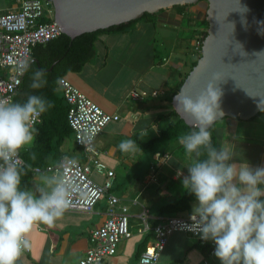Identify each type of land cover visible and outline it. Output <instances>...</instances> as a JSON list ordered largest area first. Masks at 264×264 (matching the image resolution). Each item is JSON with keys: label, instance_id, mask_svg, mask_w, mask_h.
Masks as SVG:
<instances>
[{"label": "clouds", "instance_id": "1", "mask_svg": "<svg viewBox=\"0 0 264 264\" xmlns=\"http://www.w3.org/2000/svg\"><path fill=\"white\" fill-rule=\"evenodd\" d=\"M34 63L23 60L17 69L21 75L31 70L33 94L22 102L0 97V264H17L31 248L28 237L33 228L55 226L79 190L75 178L68 175L79 161L68 156L54 171L40 173L34 187L22 186L30 165L21 159V152L34 144L36 122L54 107L45 96L35 94L48 85V72L32 69ZM221 80L214 74L194 98L183 89L174 97L177 113L196 122L190 132L178 137L190 160L182 185L197 201L189 229L203 241L214 242V255L221 264H264V166L232 162L235 153L230 148L214 145L210 129L223 116V92L217 87ZM56 83H61L59 78ZM147 134L141 129L138 136L143 139ZM86 138L90 141L91 133ZM117 147L124 154L141 151L134 139L122 140Z\"/></svg>", "mask_w": 264, "mask_h": 264}, {"label": "crops", "instance_id": "2", "mask_svg": "<svg viewBox=\"0 0 264 264\" xmlns=\"http://www.w3.org/2000/svg\"><path fill=\"white\" fill-rule=\"evenodd\" d=\"M6 1L7 0H0V14L16 7L14 0H8L11 2L10 5L7 4ZM172 10L173 9L158 12L157 15H155L154 21L140 24L135 30H143L144 35L149 34L151 36L152 33L151 31L148 32V29L151 30L149 25L152 24L151 26L153 27L154 23L161 24L164 28H169L170 30H179L182 25V15L179 10ZM192 14L193 18H198L201 13L200 10L197 9V11H193ZM113 35L114 34L101 35L97 38L96 46H98L99 53L103 58H92L87 65L82 68L81 73H68L65 76L77 90L97 104L103 111L108 114L119 116L116 122H112V124L114 123L112 127L106 129L109 123L95 139V149L92 151L95 155L89 152V155H91L90 158L96 159L103 164H105L104 162H107V160L111 161L109 164L114 163L115 160H117V162L127 160L125 159V154L121 153L117 147V135L122 130H126L134 135L140 132L141 129H148V125H152L153 118L156 114L152 109L153 105H149L146 99H160L157 108L160 109L162 105L165 107L166 103L163 100L170 92L175 82V80H173V82L167 86V91L163 88L166 76L159 74L155 75L157 76V82H159L157 83L158 85H154L155 87L153 84L149 86L145 84V74L142 79H139L138 74L133 75V84L132 82L125 83L124 79H118L119 71L123 72L127 70L125 68L126 66L122 63L123 60H118L114 63L116 66H119L118 72L113 70V72H110L111 75L109 77L99 80L100 76H106L108 74L106 65H108L109 48L103 43L105 41L115 40V37H113L114 39L111 37ZM120 35L126 38L127 33H122ZM152 39L155 41L154 38ZM128 47H130V45L127 46V49ZM131 51L133 50L131 49ZM181 54L184 53L181 52ZM149 56H151V54H149ZM163 60L164 58H162V61ZM182 61V58L175 57L174 62L171 64L178 73L179 70L182 69ZM114 77H116L117 80ZM126 80L127 78L125 81ZM117 81L118 85H116ZM136 88L138 90L142 89L143 91L137 92ZM132 92L137 93L138 98L136 100L131 97ZM153 92L157 93L156 96H152ZM106 96L107 98H105ZM129 102H139L140 104L135 107ZM148 109L152 111L150 112ZM120 113H123V115L121 116ZM262 114H264V111L260 115L247 121L226 118L216 123L214 131L216 139L215 145L217 147L224 146L230 148L235 153L232 162H247L252 167L264 166V115L262 116ZM167 119L169 121V118ZM258 131H260V133L255 134ZM106 135L112 137V144L108 143L110 138H106ZM102 141H104V143H102ZM180 151H184L183 147L180 148ZM81 153L78 154L77 159H83V153ZM67 155L72 157L69 154ZM153 156L154 159L158 161L157 166L159 168L158 170L155 168V172L159 177L156 175V179L154 175L149 174L146 176V181L150 182V180H157V195L155 196L152 193L151 196L146 198L147 202L145 203H147V207L143 204H139L137 201L134 204L133 201L135 199H133L132 203L135 205V209L133 211L128 210V224L131 237L119 243L116 254L107 259L108 264H135V254L138 245L146 239L145 246L147 247L153 240L151 227L154 221L160 217L158 215L159 208L170 200L178 198L184 191L182 180L184 176L188 175L186 166L173 163V157L168 154L160 155L157 153ZM107 170L112 171L111 168ZM38 176L39 175H31V188L38 183ZM114 176L115 174L113 172V177ZM92 178L97 182L103 181V177L96 173L92 174ZM110 194L116 196L111 191ZM117 198L119 204L125 206L122 202L127 200H123V198L120 199L119 197ZM196 203L197 201L192 202L189 210L181 213L179 216L186 217L192 214L193 206ZM96 206L90 213L66 211L64 216L51 228L42 224L35 226L28 237L31 243L30 251L26 255H21V263L77 264L84 256L85 251L90 247L88 240L90 231L99 227L106 218V201L104 204L97 203ZM142 207L148 211V229H144L139 222L138 215ZM130 220L133 222L131 226ZM134 227H138L139 231H132ZM206 252L205 249L198 246L197 241L193 237L175 233L169 237L157 264H172L175 261H177L176 264H203L204 261H207V264H221L219 259L216 257H208Z\"/></svg>", "mask_w": 264, "mask_h": 264}, {"label": "built area", "instance_id": "3", "mask_svg": "<svg viewBox=\"0 0 264 264\" xmlns=\"http://www.w3.org/2000/svg\"><path fill=\"white\" fill-rule=\"evenodd\" d=\"M14 1L15 8L0 14V97L11 98L21 85L25 74L21 75L17 71L19 63L23 60H30L32 50L36 45L45 44L61 34L53 17L49 21H45V16H51L53 13V7L48 0ZM202 42L194 41L192 52L195 55H201ZM59 79L61 83L58 84V87L68 107L67 122L73 133L76 148L83 153V159H78V168L68 173L70 178H75L79 190L73 194L71 206L67 211L90 213L102 196L106 197V218L99 227L90 231L88 239L90 247L77 264H107V259L116 254L120 241L131 237L128 209L119 204L116 196L110 194L113 172L107 170L102 162L90 158L89 152L94 150L95 139L104 128L109 123L116 122L119 116L106 113L67 79ZM156 94L153 92L152 96H156ZM131 97L136 100L138 95L132 92ZM40 122L41 117L35 126ZM86 133H91L90 141L86 138ZM85 145H87V150ZM61 159L55 164H48L42 168L35 167L32 170V175H39L49 170L54 171ZM93 173L102 176L103 181L97 182L93 179ZM133 203L135 204L136 201ZM191 215L158 219L157 223L151 227L152 242L140 254L135 264H157L168 238L174 233H183L193 237L200 247L206 249L208 257H214L216 247L214 242L203 241L199 235L189 229L193 223ZM138 218L140 225L144 229H148L147 209L142 207ZM28 252L29 250L23 253ZM207 263V261L203 262V264Z\"/></svg>", "mask_w": 264, "mask_h": 264}, {"label": "water", "instance_id": "4", "mask_svg": "<svg viewBox=\"0 0 264 264\" xmlns=\"http://www.w3.org/2000/svg\"><path fill=\"white\" fill-rule=\"evenodd\" d=\"M48 1L61 34L75 39L128 24L144 14L196 5L200 0ZM206 3L207 35L201 55L180 89L194 98L214 74H219L222 80L217 87L223 92L220 101L223 116L214 124L224 118L250 120L264 110V0H206ZM178 92L171 99V107L180 120L193 127L194 120L176 111L174 97Z\"/></svg>", "mask_w": 264, "mask_h": 264}, {"label": "trees", "instance_id": "5", "mask_svg": "<svg viewBox=\"0 0 264 264\" xmlns=\"http://www.w3.org/2000/svg\"><path fill=\"white\" fill-rule=\"evenodd\" d=\"M173 8H177L179 10L180 14L182 15V20L185 17L184 15L188 16V13H186V11L184 10L185 6H176ZM155 15H157V13L153 15L144 14L140 19L129 22L128 24H121L119 26L110 27L105 30H98L92 33L82 34L75 39H70L63 34H60L56 39L51 40L45 44L36 45L33 48L30 60L35 61V63L31 65V68H46L48 72V85L45 88L40 89L35 94L45 96L47 99L52 101L54 107L50 108L46 113L42 114L41 122L35 126L38 130V135L35 138L34 144L30 149H26L21 152V159L24 161V163L30 165V170L28 171L27 175L22 177V186H28L29 188H31L30 177L32 175V170L35 167L42 168L48 164H55L61 158L68 156L67 153L61 151V146L63 142L71 136L72 131L67 122L68 107L64 101L62 92L58 87V84L56 83L57 78L66 79L65 76L68 73L80 72L82 68L97 55L96 41L99 36L128 33L135 30L140 24L154 21ZM193 20L195 22L199 21L206 27H197V25L195 24V26H193V28L191 29L190 39L192 41L197 40L202 42L207 35V22L205 21V16L203 19L188 17V26ZM136 25L137 27L133 28ZM195 57L196 58L189 62L188 70L182 73H180L179 71L178 76L174 82V86L171 88L170 92L163 100L166 103V106L164 107L165 112L162 114H156L153 118L152 125H148V129L156 125L159 120L164 118L171 119L172 117H176V120H169L163 128H158V131L155 133V135L147 140H141L138 136L139 132L130 136V139H134L142 151H148L152 154L163 153L164 155L165 153L163 151L167 148L168 145L175 142L178 143L179 136L187 134L192 130V127L187 126L182 120L178 118V116L172 109L170 102L172 97L179 91L189 71L196 65V62L200 56L196 54ZM30 75L31 70L24 74L21 85L18 87L15 95L12 98L13 101L22 102L26 99L28 94H33V90L29 88ZM57 88H59L60 93L56 91ZM263 111L258 113L256 116L260 115ZM215 128L216 123L211 126L210 129L212 132L214 145L216 143L214 134ZM177 146L179 148H182L179 143L177 144ZM32 154H34V158ZM151 171L153 172V167H151ZM195 201V196L184 189L183 193L178 198L170 200L164 206L159 208L158 215L160 217L158 219L173 216L179 217L181 213L188 211L190 208V204ZM157 220L154 221L153 225L157 223ZM151 235L153 236L152 231ZM146 241L147 240L145 239L138 245V249L135 254L136 261L138 260L140 254L145 250ZM28 253H23L22 255H26ZM176 263L177 261L173 262L172 264ZM17 264H22L20 259Z\"/></svg>", "mask_w": 264, "mask_h": 264}, {"label": "rangeland", "instance_id": "6", "mask_svg": "<svg viewBox=\"0 0 264 264\" xmlns=\"http://www.w3.org/2000/svg\"><path fill=\"white\" fill-rule=\"evenodd\" d=\"M43 1V0H42ZM7 4H11L8 0L6 1ZM207 3L206 2H200L196 5L192 6H185L184 10L188 13V16L184 15L183 20L181 21L182 25L181 28L178 30H170L169 28H164L161 24L154 23V29L151 25V30L148 29V32L151 31V36L149 34H143V30H133L127 33L126 38L121 37L120 34H114L111 36L112 38L115 37V40L105 41L103 44L106 45L109 48V54H108V65H106L107 68V75L106 76H100L99 80L105 79V77H109L111 75L110 72H113V70H116L118 72L119 66L114 64L118 60H123V64L126 66L125 68L127 70L121 72L119 71L118 79H124V82L133 84L134 77L133 75L138 74L139 79H142L144 77L145 84L147 86L153 84L158 85L157 83V76L164 75L166 76L165 82L163 83V88L165 91H167V86L173 82V80H176L178 76V71L174 69L171 64L174 62L175 57L182 58V69H180V73L188 70L189 62H191L195 57V54L191 53V48L193 46L194 41L190 39L191 35V29L195 24L200 26L201 28L206 27L204 24H201L199 21H192L191 24L188 26L187 18L191 17L193 18V11L200 10V15L198 16L199 19H203L205 16V12L207 9ZM172 11H177V8H171ZM169 10V9H167ZM53 17V13L51 16L46 15L45 21L50 20ZM188 26V27H187ZM137 27L134 26L133 28ZM147 27V26H146ZM150 36V37H148ZM151 38V39H150ZM154 38L155 41L152 39ZM114 39V38H113ZM150 39V40H149ZM153 40V41H152ZM127 49V46H129ZM149 44V45H148ZM133 51H131V49ZM97 55L94 57V59L97 58H103V56L100 55L98 46H96ZM102 50V49H101ZM183 52L184 54H181ZM151 54V56H149ZM180 56V57H179ZM162 58L164 60L162 61ZM87 65V64H86ZM85 65V66H86ZM110 69V70H109ZM82 70L80 71V73ZM145 72V73H144ZM123 77V78H122ZM116 79V77H114ZM127 80L125 81V79ZM117 80V79H116ZM137 80V79H136ZM152 82V83H150ZM115 83V82H114ZM136 83V82H135ZM150 83V84H149ZM116 85H118V81L116 82ZM155 87V86H154ZM137 92L143 91L142 89L138 90L136 88ZM60 93V91H58ZM108 94V93H107ZM107 98V96L105 97ZM107 100V99H106ZM147 100V101H146ZM145 101L148 102L149 105H153V111L155 114H162L164 113V107L157 108V105L160 103V99H146ZM144 101V102H145ZM132 106L137 107L140 103L139 102H129ZM156 107V108H155ZM150 112L151 109H148ZM121 116L123 113H120ZM264 114H262L263 116ZM171 121H175L176 117H172ZM168 123V119L164 118L157 122L156 125L152 126L150 129L147 130V136L144 137L141 140H147L155 135V133L158 131V128H163ZM114 124V123H113ZM112 123H110L106 129L113 126ZM260 133V131L256 132L255 134ZM132 134L130 132H127L126 130H122L117 135V144H119L122 140L130 139V136ZM106 138H110L108 140L109 144H112L111 140L112 137L105 136ZM104 143V141H102ZM177 142L172 143L167 146V148L163 151L165 154L171 155L173 157L172 162L173 163H179L183 164L184 166H188L190 163V160L186 157L184 151H180V148L177 146ZM95 149V147H94ZM61 151L69 154L72 157L78 156L80 152V149L76 148L74 143V137L73 133L71 136L66 139L62 146ZM96 151V150H95ZM94 151V152H95ZM82 154V153H81ZM83 155V154H82ZM92 155H95L92 152ZM154 154L148 151H139L135 154H125V161L117 162L115 160L114 163L109 164L111 161L104 162L107 169L111 168L114 172L115 176L112 178V190L111 192L115 194L120 199L123 198V200H127L125 202H122L123 205L127 207L129 211H133L135 208V205L132 203L133 199L134 201H137L139 204L145 205L147 207L146 198L151 196L153 193L155 196L157 195L158 189L157 188V180L153 181L150 180V182L146 181V176L154 175L156 177V170H158V161L154 159ZM160 155H163V153H160ZM91 157V155H90ZM131 162V163H130ZM171 162V163H172ZM151 166L154 167L153 172L151 171ZM155 172V174H154ZM157 177H159L157 175ZM156 177V179H157ZM149 181V180H148ZM153 181V182H152ZM125 198V199H124ZM106 197L102 196V198L98 201V204L105 203ZM97 207V206H96ZM133 222L130 220V226ZM135 223V222H134ZM135 226V225H134ZM133 229V228H132ZM134 232H138V227H134L132 230Z\"/></svg>", "mask_w": 264, "mask_h": 264}, {"label": "flooded vegetation", "instance_id": "7", "mask_svg": "<svg viewBox=\"0 0 264 264\" xmlns=\"http://www.w3.org/2000/svg\"><path fill=\"white\" fill-rule=\"evenodd\" d=\"M200 2H206V0H200L198 3H200ZM198 3H197V4H198Z\"/></svg>", "mask_w": 264, "mask_h": 264}]
</instances>
